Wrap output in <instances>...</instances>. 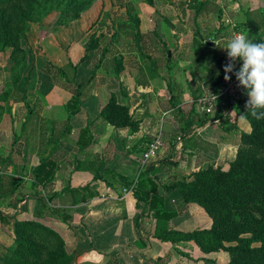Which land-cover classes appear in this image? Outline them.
<instances>
[{"label":"crops","instance_id":"1","mask_svg":"<svg viewBox=\"0 0 264 264\" xmlns=\"http://www.w3.org/2000/svg\"><path fill=\"white\" fill-rule=\"evenodd\" d=\"M109 7L104 6L105 12L100 15L102 18L97 16L94 19L93 28L97 30V36L106 29L105 15L107 16ZM127 7H132L138 16L139 29L142 33L148 32L145 27H152L153 23V26L159 25L162 28L161 25L166 23V18L173 20L171 13L165 11L168 6ZM91 11L94 12L92 6L86 8V15ZM154 14H157V17H154ZM58 17L57 15L54 21L52 20L54 27L51 30L42 26L47 23L44 21L39 24L38 33L35 32L36 24H32L27 32L33 53H36L37 49L45 52L64 73L57 68L48 70L44 67L36 83L39 90L37 97L25 98L26 105L30 108L26 113L22 134L26 142L28 139L31 141L24 145V151L13 155L14 159H7L8 172L0 170V174L15 177L18 181L16 183L18 189L11 196L0 198V214L5 217L7 215L6 219L9 221V223L0 221V257L8 255L14 246L13 216L22 219L34 212V196L26 193V188L28 187V191L34 188L32 170L38 161L50 156L56 162V169L53 180L46 188H42L48 208H43L41 202H38L35 213L41 218L48 219L47 212L57 210L55 211L57 214L53 213L50 221H55L52 226L60 234L64 229L72 228L70 232L72 234V230L83 228V236L89 240L90 246L91 242H94L96 248L93 249L96 251L110 252L114 246L122 245L123 248L116 253L103 254L109 264L214 263L212 260L218 255V251L204 253L191 242L180 241L173 244L158 240L153 235L156 219L145 207L141 208L143 212L138 217L137 228L135 222L140 212L137 211V199L134 197L135 186L132 189L130 187L141 174L144 178L152 176L158 185L164 184L172 177L190 179L191 172L202 168L208 158L217 157L216 161L219 160L218 163L223 161L225 166L228 148L237 149L241 143V133L248 129L241 127L239 121L235 122V127L228 129L225 125L213 126L212 132L204 126L195 127L194 131L201 135L203 142L199 139L190 140L188 137L190 134L185 136L180 131L177 133L181 137L184 136V139L177 141L176 137L170 134L167 138L169 131L167 129H173L175 123L176 127L181 125L180 121L173 120L174 118H169L165 124L159 121L166 111L169 110L167 112L169 113L173 109L161 111L163 106L169 103L173 92L169 91L166 96L161 82L155 80V84L150 77L141 82L135 80L134 71L141 70L139 64H133L135 59L131 54L118 51V48L112 45L120 39L114 40L115 36L111 37V34H108L110 38L104 37L100 41L99 47L90 50L86 59L79 62L90 38L88 40L85 37L78 38L74 30L65 44L61 40H56L55 30L68 27L65 25L67 23L57 22ZM83 19L80 18L79 23L84 22H81ZM74 22H71V27H74ZM113 22L114 20L111 25ZM59 24H62V27ZM95 30L91 34L95 33ZM163 33L164 31L161 32L162 35ZM103 34L105 36V33ZM71 35L75 38L71 39ZM119 58L121 62L118 65ZM63 62L77 64L76 70L69 73L61 66ZM182 68L190 77L187 85L191 86L195 83V78H192L193 71L185 65ZM73 89L79 91L81 103L78 111L70 113L67 103L73 95ZM111 95L115 96L118 103L127 105L132 116L139 120L137 130L114 126L100 116L101 109ZM135 98L138 99L136 103ZM158 122L161 123V128L158 127ZM8 123L11 129L14 123L11 121ZM159 132L162 137L161 148L143 163V152ZM204 142L213 143L214 150L210 144ZM163 158L174 163L171 167L165 166L164 162H159ZM13 169L17 172H11ZM97 172L100 177L94 178ZM124 182L127 184L123 185ZM148 187L147 184L146 189ZM163 195L164 207L174 211L167 221L169 227L189 231L211 226V218L201 207L186 203L178 189H169L163 192ZM21 203L26 204L28 211L18 209ZM139 204L143 202L140 201ZM62 213L70 216L71 226L59 219L57 215ZM63 223L66 225L64 229L59 226ZM83 236L80 240L84 243ZM100 242L109 244V247L98 248L97 243ZM89 255V259L80 257L78 264H99L96 256L90 253Z\"/></svg>","mask_w":264,"mask_h":264},{"label":"trees","instance_id":"2","mask_svg":"<svg viewBox=\"0 0 264 264\" xmlns=\"http://www.w3.org/2000/svg\"><path fill=\"white\" fill-rule=\"evenodd\" d=\"M86 1L64 0L65 6L61 13H71V18L77 19L79 13L89 7L83 5ZM39 4L40 0H0V50L11 48L10 57L15 63L24 58L25 50L21 47L20 41L27 42L29 25L35 21L34 15ZM127 11L134 25L130 32L137 40L140 37L139 18L133 8L127 7ZM59 17L57 22L66 23ZM249 26L250 31L253 32V37L249 40L264 43V38L257 34V24L251 22ZM197 36L202 49L212 51L213 59L216 60L214 62L216 71L211 74L212 84L209 89V91H216L224 79V52L218 56L215 47L211 46L207 39L201 35ZM104 37L103 33L98 36L92 33L79 62L88 57L90 50L99 47ZM166 58L169 59V56L166 55ZM120 62L121 58L117 60V64L119 65ZM68 65L73 71L76 70L77 64L68 62ZM32 68L33 65L26 75L27 79ZM57 69L64 73L62 68ZM72 93L67 103L70 113L78 111L81 103L79 91L73 89ZM172 99L170 97L173 102ZM247 100L248 96L245 93L235 106V112L248 121L250 131L241 133V143L227 170L209 165L191 172L190 179L172 177L164 184L158 185L152 176L148 175L144 178L141 174L135 181L134 197L137 199V205L140 201L143 202L147 212L156 219L153 235L158 240L173 244L180 241L191 242L204 253L225 251L229 256L228 264H264V117L257 118L251 114V111H247L245 108ZM261 112H264V109L257 110L258 115ZM100 116L114 126L129 127L132 131L138 129L139 120L132 116L127 105L118 103L114 95L110 96L101 109ZM185 118L186 120L183 117L184 127L180 133L185 136L190 134L188 137H191L195 127L204 126L211 119L200 116V120L192 122L188 117ZM229 120V117L223 118L214 126L225 125L226 129L235 127L236 124ZM181 138L184 139V136ZM55 169L56 162L52 157L41 158L32 170L33 189L46 188L53 180ZM98 177L100 175L97 172L94 178ZM17 182L15 177L0 174V198L11 196L18 189ZM147 184L149 187L146 189ZM169 189H178L186 203L201 207L211 218V226L189 231L169 227L167 221L174 211L166 209L163 201V192ZM40 202L43 208H48L43 197L40 198ZM52 211L57 214L55 212L57 210ZM58 215L65 224L72 225L68 214ZM140 215H142L141 212L137 215L135 222L137 228ZM6 217L8 218L7 215ZM6 217L0 214V221L9 223ZM13 217L14 246L8 255L0 257V264H72L71 257L63 251V242L57 231L29 218ZM91 245L96 248L94 242H91ZM122 248V245H117L110 252L97 251L110 254ZM42 252H45L48 258L43 259Z\"/></svg>","mask_w":264,"mask_h":264},{"label":"rangeland","instance_id":"3","mask_svg":"<svg viewBox=\"0 0 264 264\" xmlns=\"http://www.w3.org/2000/svg\"><path fill=\"white\" fill-rule=\"evenodd\" d=\"M85 3L83 5L92 6L94 12L91 11L86 15V9L82 10L79 13L77 21V19L71 18V13H61L65 6L64 0H40V4L34 15L35 21L30 23L29 29L32 24H36L37 31L35 32L38 33L40 29L39 24L46 21L47 23H44L42 26H46L45 29L51 30L54 27L52 26V20L54 21L58 15L60 16L59 18L67 23L65 25H68V27L64 26V29L59 28V31L55 30L57 32L55 34L56 40H61L65 44V41H68L69 35L74 30L76 37H85L88 40L91 32L95 30L93 28L95 24L94 19L97 16L102 18L103 16L100 15L105 12L103 11L104 6H107V8L110 6L109 11H107V16L105 15L106 29H104L103 33H105L106 38H110L108 34H111V37L115 36L117 38H114V40L118 41L119 38V42L112 45L117 47L118 51L131 54L135 59L133 64H139V69L141 70L138 72L134 71L136 75L134 79L141 82L143 79L147 80L150 77L153 83H155V80L161 82L166 96L169 94V91L173 92L171 94L173 102L169 99V103L163 106V110L161 111H166L170 108L173 109L170 110L171 112L167 113L168 110L163 116L161 115L162 118L159 121L165 124L169 118H174L173 120L180 121L181 125L176 127L175 123L173 129H167L169 130L167 138L170 135L174 138L179 136L177 131L182 130V127H184L183 117L185 120V117H188L192 122L201 119L195 110L193 100L198 95L209 92L212 84L211 74L216 71V65L214 63L216 60L213 59V52L202 49L201 44L197 41V35H201L207 41L213 42V47H215L218 56L221 55V52H225L226 49L224 47L233 38L234 34L241 33L247 39L253 37V32L250 31L249 26L251 22L257 24V34L264 38V0H90L87 5ZM127 6H168L165 11L171 13L173 20L171 21L166 18V23L161 25L162 28L158 24V26H153V23L152 27H145V29L147 28L146 31H148L146 33H142L139 29L140 37L136 40L133 37V33L130 32L134 28V25L133 20L129 18ZM156 15L154 14L153 16L157 17ZM80 18H84L81 20V22H84L79 23ZM112 20L114 22L111 25ZM124 20L126 21L124 22ZM169 20L170 22H167ZM72 21H75L74 27H71ZM59 25L62 27V24ZM69 26L71 29H69ZM162 31H164L163 35L161 34ZM96 33L97 30H95ZM33 35L36 36V34ZM75 36L71 35V39L75 38ZM20 45L25 50V55L18 63H15L10 57L11 48L0 50V170L2 169L5 172L9 171L7 159H14L13 155L17 152L21 153L24 151V145H28L31 141L28 139V142H26L22 134L26 122L24 121L26 113L30 108L26 105L25 98H29L30 96L37 97L39 90L36 83L39 81V76L44 67L49 70L50 68H58L59 66L45 52L37 49L36 53H33L28 40L27 42L21 40ZM166 55L169 56V59L166 58ZM65 57L67 59L66 53ZM31 65H33V68L27 79L26 75ZM184 65L193 71L194 77L192 78H195V83L191 86L187 85V82H190V77L183 70L182 67ZM61 66L71 73L72 68L69 67L68 63L63 62ZM157 76L158 78H156ZM137 101L138 99L135 98L134 102L136 103ZM160 107L162 108V106ZM10 121L12 124L14 123L11 129L8 123ZM229 121L233 123L240 121V126L248 129L246 133L250 131L248 121L244 117L236 114V112L231 115ZM158 127L161 128L160 122H158ZM213 128L212 125H208L207 130L212 132ZM189 138L190 140L196 141L199 139L203 142L201 135L196 133V131L191 132V137ZM204 143L210 144L212 150H214L213 143ZM238 148H228L225 159L227 164L225 166H223V161L218 163L220 161H216L217 157H215L206 159V163L203 164L202 168L210 165L219 166L227 170L229 163L234 160ZM159 162H164L165 166L168 167H171L172 163H174V161H169L166 158L160 159ZM11 172L15 173L17 170L13 169ZM26 190V193L29 192L33 195L35 200L33 202L35 206L33 209L34 212H32L31 216H26V218L41 222L54 229L52 225L55 221H50L52 220L51 217L54 211L51 212L49 210L47 212L48 219L41 218L35 213L40 198H45V192H43L42 188L28 191L27 187ZM137 207L138 212H143L141 209L144 207L143 204H138ZM18 209L28 211L25 203H21ZM59 226H62L63 229L66 228L64 223ZM71 229L62 230V234L54 230L59 233L63 242V251L71 257L72 264H78L80 257L89 259V253L94 257L96 256L99 264H109L106 262V257L103 254L101 256L98 255L100 253L89 245V240L83 236V228H78L76 231L72 230V234L70 233ZM81 236L85 239L84 243L80 240ZM97 246L100 249H107L109 244L100 242L97 243ZM41 256L43 259L48 258L45 252H42ZM228 260V254L220 250L214 260H212L214 262L212 264H228Z\"/></svg>","mask_w":264,"mask_h":264},{"label":"clouds","instance_id":"4","mask_svg":"<svg viewBox=\"0 0 264 264\" xmlns=\"http://www.w3.org/2000/svg\"><path fill=\"white\" fill-rule=\"evenodd\" d=\"M224 49L232 61H242L234 75L239 81L238 86L246 90L248 100L245 108L257 118L264 117V112L259 115L257 113L258 109H264V43H255L246 36L237 34L228 41ZM233 68V63L224 65L226 81L231 79L228 73L233 72Z\"/></svg>","mask_w":264,"mask_h":264},{"label":"built area","instance_id":"5","mask_svg":"<svg viewBox=\"0 0 264 264\" xmlns=\"http://www.w3.org/2000/svg\"><path fill=\"white\" fill-rule=\"evenodd\" d=\"M241 34V33H238ZM237 34H234V36ZM243 35V34H242ZM233 36V37H234ZM229 63L234 64L233 72L228 73L231 76V79L226 81L223 79L222 84L216 91H209L208 93L198 95L194 100V107L196 112L201 117H209L211 118L204 127H208V125L214 126L221 119L226 117H231V115L235 112V106L239 103L241 97L246 93V90L242 86L239 85V81L236 79L234 73L238 71L240 64L242 61L237 59L236 61H232L228 56L227 50L224 52L223 66ZM225 75V73H224ZM181 136H177L176 140L180 141ZM162 146V138L161 133L159 132L152 141L148 144L147 148L143 152L142 161L146 162L148 159L153 157L158 150ZM135 181L131 185L130 189L134 187ZM125 191V189H124Z\"/></svg>","mask_w":264,"mask_h":264},{"label":"water","instance_id":"6","mask_svg":"<svg viewBox=\"0 0 264 264\" xmlns=\"http://www.w3.org/2000/svg\"><path fill=\"white\" fill-rule=\"evenodd\" d=\"M208 43H210L211 44V46H213L214 45V43L213 42H211V41H208ZM169 55V54H168Z\"/></svg>","mask_w":264,"mask_h":264}]
</instances>
